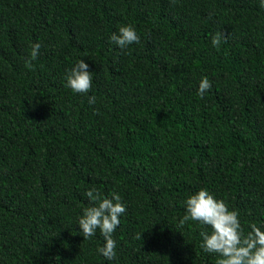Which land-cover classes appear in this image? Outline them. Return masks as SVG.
Wrapping results in <instances>:
<instances>
[{"label":"trees","instance_id":"trees-1","mask_svg":"<svg viewBox=\"0 0 264 264\" xmlns=\"http://www.w3.org/2000/svg\"><path fill=\"white\" fill-rule=\"evenodd\" d=\"M81 59L87 94L66 87ZM93 187L126 205L113 260L78 225ZM202 188L264 225L261 0H0V264H216L211 229L180 224Z\"/></svg>","mask_w":264,"mask_h":264},{"label":"clouds","instance_id":"clouds-1","mask_svg":"<svg viewBox=\"0 0 264 264\" xmlns=\"http://www.w3.org/2000/svg\"><path fill=\"white\" fill-rule=\"evenodd\" d=\"M261 7H264V0H261ZM226 36L217 33L212 38L213 47H219L221 39ZM111 41L121 49L131 44H138L140 36L132 25L121 26L118 33H113ZM40 44L32 45L30 58L25 60L26 67L31 68L32 61L39 56ZM66 87L73 93L87 94L92 87V73L89 65L84 59L78 61L66 76ZM212 88V82L207 76L201 78L198 87V96L203 98ZM89 104H95V96H90ZM86 197L91 206L83 211L79 219L84 240L93 237L97 230L103 236L105 244L97 251L108 260L116 257V241L113 233L120 225V217L126 212V205L121 202L117 193H112L111 199L101 197L100 192L95 188L86 191ZM186 214L180 221L183 225L188 221L197 222L206 226L211 231H201L203 238L201 248L204 252L215 254L218 259L216 264H264V225L256 223L249 225L250 230H245L240 221V214L235 209H229L227 203L222 199H216L207 189H200L190 195L186 201ZM138 239L142 236H138Z\"/></svg>","mask_w":264,"mask_h":264}]
</instances>
